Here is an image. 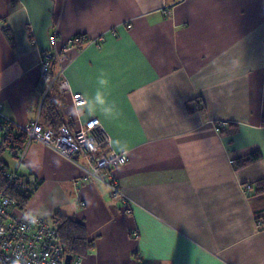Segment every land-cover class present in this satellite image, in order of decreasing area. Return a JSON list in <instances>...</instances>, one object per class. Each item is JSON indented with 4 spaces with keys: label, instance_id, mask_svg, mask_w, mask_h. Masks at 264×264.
Here are the masks:
<instances>
[{
    "label": "crops",
    "instance_id": "1",
    "mask_svg": "<svg viewBox=\"0 0 264 264\" xmlns=\"http://www.w3.org/2000/svg\"><path fill=\"white\" fill-rule=\"evenodd\" d=\"M54 34L59 51L99 43L72 46L66 74L129 157L113 172L127 201L33 142L22 164L0 161L36 182L11 212L81 222L93 248L80 264H264V193L244 189L264 181V0H0V105L18 124H46ZM55 103L71 130L70 95Z\"/></svg>",
    "mask_w": 264,
    "mask_h": 264
},
{
    "label": "built area",
    "instance_id": "2",
    "mask_svg": "<svg viewBox=\"0 0 264 264\" xmlns=\"http://www.w3.org/2000/svg\"><path fill=\"white\" fill-rule=\"evenodd\" d=\"M70 39L62 51L57 50V35L50 37L51 49L41 54L39 62L42 84V99L56 87L62 95H70L75 111L73 128L65 125L58 129L44 125L41 113L28 125H18L2 112L0 105V151L7 149L18 160L24 162L29 146L40 143L83 170L86 180L104 183L114 196L127 201L119 187L114 170L125 166L129 157L125 152L109 151L110 137L96 117L86 119L84 108L87 99L73 91L67 78L69 59L67 51L74 45ZM84 43L99 45L98 41ZM75 126V127H74ZM26 136L22 147H12L13 132ZM16 145V144H15ZM86 160V165L82 163ZM36 182H29L0 162V264H65L66 248L62 244L53 218L38 216L19 217L11 212L14 204L21 205L34 192ZM78 258L74 264H80ZM74 262V261H73ZM137 264H141L140 258Z\"/></svg>",
    "mask_w": 264,
    "mask_h": 264
},
{
    "label": "trees",
    "instance_id": "3",
    "mask_svg": "<svg viewBox=\"0 0 264 264\" xmlns=\"http://www.w3.org/2000/svg\"><path fill=\"white\" fill-rule=\"evenodd\" d=\"M81 38L82 40L79 38H75L73 46H76L78 41H82V44H85L83 41V37ZM52 91H55V93L52 94ZM52 91L47 95L45 101L43 102V107H45L46 109V111H44L46 124H48L52 128H57L60 125L67 123L65 122L63 110L61 109L60 111H58L55 105L56 96L62 95L56 88H54ZM59 102L60 103L57 102V104L62 105V102ZM25 140L26 136L24 134L14 131L10 143L12 144V147L20 148L23 146ZM260 159L261 155L255 152L237 161L238 166L244 168L259 162ZM244 189L246 193L249 194V196L263 194L264 181H258L253 184L246 183L244 184ZM26 201L27 199L22 200L21 205H24ZM53 220L55 226L57 227L61 242L66 248L67 255L70 254L73 256L74 262L72 261V264H74L78 258L81 259L90 252V250L93 248L92 241L88 236L85 226L81 222H78L73 218L61 214H56L53 217Z\"/></svg>",
    "mask_w": 264,
    "mask_h": 264
},
{
    "label": "rangeland",
    "instance_id": "4",
    "mask_svg": "<svg viewBox=\"0 0 264 264\" xmlns=\"http://www.w3.org/2000/svg\"><path fill=\"white\" fill-rule=\"evenodd\" d=\"M56 88V87H55ZM53 92V91H52ZM62 95V94H61ZM62 96H67V95H62ZM71 98V97H70ZM46 99V98H45ZM45 99L43 100V101H45ZM65 106V105H64ZM87 106V105H86ZM85 106V107H86ZM73 110H74V108H73ZM74 114H75V111H74ZM73 114V118L75 117V115ZM84 117H85V111H84ZM73 121V120H72ZM18 124V123H17ZM18 125H21V124H18ZM46 125V124H45ZM67 125V124H66ZM22 126H24V125H22ZM47 126H49V125H47ZM75 127V126H74ZM0 161H2V162H6L8 165H10V167H11V169H13L14 168V166H15V162L17 163L18 162V160L17 159H15L13 156H12V154H11V152L10 151H8L7 149H5V150H2V151H0Z\"/></svg>",
    "mask_w": 264,
    "mask_h": 264
},
{
    "label": "clouds",
    "instance_id": "5",
    "mask_svg": "<svg viewBox=\"0 0 264 264\" xmlns=\"http://www.w3.org/2000/svg\"><path fill=\"white\" fill-rule=\"evenodd\" d=\"M101 84H104L105 81L101 80L100 81ZM95 103H99L100 105H104L105 101L102 97V95L100 93H97L96 97H95V101L92 102V104L89 105V107H92ZM111 109H105V111H110Z\"/></svg>",
    "mask_w": 264,
    "mask_h": 264
},
{
    "label": "water",
    "instance_id": "6",
    "mask_svg": "<svg viewBox=\"0 0 264 264\" xmlns=\"http://www.w3.org/2000/svg\"><path fill=\"white\" fill-rule=\"evenodd\" d=\"M72 261H73V256L70 254L67 255L65 264H72Z\"/></svg>",
    "mask_w": 264,
    "mask_h": 264
}]
</instances>
